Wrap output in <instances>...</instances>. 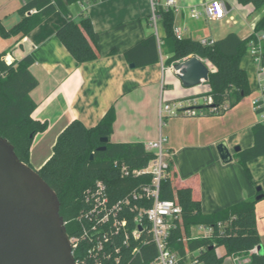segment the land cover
Masks as SVG:
<instances>
[{
    "label": "crops",
    "instance_id": "obj_1",
    "mask_svg": "<svg viewBox=\"0 0 264 264\" xmlns=\"http://www.w3.org/2000/svg\"><path fill=\"white\" fill-rule=\"evenodd\" d=\"M28 1L0 0V20L7 29L21 20L19 9ZM211 1L176 0L175 27L180 28L184 38L217 40L230 32H237L245 38L250 34L244 35L236 28L239 24L236 16L247 19L250 14L259 11L251 22L253 28L264 15V8L256 10L252 4L226 0L230 12L222 20H209L204 14L198 18L191 16L192 8L202 11L203 4ZM158 2L160 7H165L167 0ZM70 9L72 18L77 22L85 17L91 18L101 54L98 59L79 62L72 56L55 30V25H62L67 19L61 11L54 12L23 38H6L0 34L5 40L4 43L0 40V53L6 51L10 62L16 63L28 54L37 58L30 67L39 81L30 93L37 104L32 117L46 122L48 128L35 135L29 164L40 170L52 156L59 134L73 120L78 119L92 128L114 107L116 120L111 142L146 144L159 139L161 134L167 137L164 146L178 174L175 187L192 185L194 197L201 200L204 213L256 199L257 187L261 186L264 190V155L248 162L250 178L238 162L235 148L246 149L254 145L253 126L262 122L263 118L254 109L253 100L260 98L264 104V94L259 87L252 90V71L243 61L241 66L248 73L251 93L237 105L220 114L211 113L207 107H199L197 115L166 116L162 121V102L189 101L207 93L209 85L202 82L194 87H185L172 66H165L164 60L170 54L166 45L167 54L164 57L160 45L167 34L161 18L157 27L150 20L152 0H79ZM151 34L158 38L161 60L142 67H130L126 50ZM203 61L211 70L212 66ZM257 70L260 86L264 78L258 66ZM223 141L227 142L233 155V160L228 163L222 162L218 151V144ZM256 216L261 244L252 251L226 256L223 264H253L251 255L264 251V198L256 203ZM207 233V226L192 228L193 237H202ZM259 247H262L261 251ZM216 252L224 256L226 248L220 246ZM192 256L186 264H201L196 263Z\"/></svg>",
    "mask_w": 264,
    "mask_h": 264
},
{
    "label": "trees",
    "instance_id": "obj_2",
    "mask_svg": "<svg viewBox=\"0 0 264 264\" xmlns=\"http://www.w3.org/2000/svg\"><path fill=\"white\" fill-rule=\"evenodd\" d=\"M79 0H30L22 5L19 13L21 20L7 29L0 20V34L3 37L19 36L23 38L56 11L66 16V22L55 25L56 34L72 56L79 62L98 59L96 32L90 17L81 22L71 16V5ZM240 3L252 4L256 10L264 8V0H239ZM35 10L34 12H32ZM160 18L164 21L169 57L165 66L199 56L211 66L209 91L216 106L229 102L230 107L237 105L251 93L247 71L241 66L243 57L248 53V45L254 32L242 38L237 32H230L225 37L215 40L213 45H203L200 40L190 37L178 39L174 32L175 11L160 7ZM256 32L264 30V15L256 22ZM161 47V45H160ZM129 63L136 67L157 63L161 60L158 38L151 34L145 40L132 46L125 52ZM7 52L0 53V135L7 138L15 147L18 157L29 164L30 149L35 135L48 128L46 122L32 117L37 107L30 93L39 81L30 67L37 60L34 54H28L16 63H8ZM116 120L115 108L111 107L99 123L86 127L82 121L73 120L58 136L50 159L38 170L44 180L56 191L61 203V215L67 221L70 235L78 231L75 221L83 207L84 190L98 179H104L109 185L112 197L119 199L126 196L139 179L121 178L113 167L115 159L125 160L132 167L143 168L155 157L147 151L142 142L113 143L111 134ZM254 145L240 149L235 156L248 176L251 172L248 162L264 155V122L253 126ZM107 138L106 142L102 139ZM106 146L105 150H99ZM93 156V157H92ZM169 176L161 182L160 197L177 199L182 207L181 217L175 219L167 238V245L179 259V264H186L190 255L196 263L223 264L226 256L252 251L261 244L257 228V199L244 200L221 210L204 213L201 200L194 197L190 184L175 187L178 174L170 162ZM147 180V177H145ZM145 178L143 180H145ZM264 194V190L258 194ZM264 198V196H263ZM207 226L212 228L209 236L193 237L192 228ZM145 233L144 238L149 239ZM130 249H123L120 262L109 260L104 264H151L158 257L155 243L149 241L140 245V250L133 259ZM226 248V255L219 256L216 249ZM76 257L78 252L75 253ZM195 254V255H194ZM253 264H264V251L251 255Z\"/></svg>",
    "mask_w": 264,
    "mask_h": 264
},
{
    "label": "built area",
    "instance_id": "obj_3",
    "mask_svg": "<svg viewBox=\"0 0 264 264\" xmlns=\"http://www.w3.org/2000/svg\"><path fill=\"white\" fill-rule=\"evenodd\" d=\"M159 8L158 0H152L150 20L155 27L160 18ZM164 8L178 10L176 0H167ZM229 12L230 7L226 0H212L203 4L202 11L196 7L192 8L191 16L198 18L204 14L209 20H222ZM230 20L235 22L233 17H230ZM254 27L248 54L261 72L264 65V30L256 32ZM174 32L178 39L184 38L179 27H174ZM200 42L209 46L215 43V39L202 38ZM6 59L8 63H12L7 57ZM259 89L264 94V79L261 80ZM199 98L203 99V105H200ZM213 101L212 95L205 94L189 101L162 102V121L166 116L197 115L200 112L199 107L202 106L209 107V111L214 114H220L230 108L229 102L216 106ZM253 106L264 122L263 101L260 98L253 100ZM166 141L167 137L161 134L159 139L145 144V149L155 154L146 167L135 168L120 159L113 161V167L119 171L121 178L139 179L126 196L119 199L112 197L109 185L104 179L96 180L84 190L83 207L75 218L78 231L73 235L69 234L77 264H104L109 260L118 263L123 258V249H130L132 244L135 245L130 254L134 259L140 245L149 241L155 243L158 250V257L151 264H179L178 256L167 245V238L171 228L175 226V219L181 217L182 207L177 199L160 197L161 182L170 174L171 161L164 146ZM65 223L67 224V221ZM207 229L205 236L212 233V228ZM145 233L149 234V239L144 238Z\"/></svg>",
    "mask_w": 264,
    "mask_h": 264
},
{
    "label": "water",
    "instance_id": "obj_4",
    "mask_svg": "<svg viewBox=\"0 0 264 264\" xmlns=\"http://www.w3.org/2000/svg\"><path fill=\"white\" fill-rule=\"evenodd\" d=\"M130 67H136L135 63H130ZM172 68L185 87L208 81L211 72L199 56L177 61ZM105 149L106 146L99 148ZM235 150L240 151V147ZM218 151L222 162L233 160L227 142L219 143ZM263 196L258 194L256 199ZM0 264H77L58 194L1 135Z\"/></svg>",
    "mask_w": 264,
    "mask_h": 264
},
{
    "label": "rangeland",
    "instance_id": "obj_5",
    "mask_svg": "<svg viewBox=\"0 0 264 264\" xmlns=\"http://www.w3.org/2000/svg\"><path fill=\"white\" fill-rule=\"evenodd\" d=\"M259 13H260L259 11L253 12V14H250L249 18H247V19H243V18H240L239 16H236V18L238 19V22H239V24H238V26H236V28L240 29L242 31V34H244V35H249V34L253 33V28H251V22L254 21V19H256V17L258 16ZM0 40H2L3 43L5 42V40L1 37H0ZM3 49H5V48H3ZM161 53L163 54L164 57H166L167 49H166V44L164 42H161ZM242 61H243V64L246 65L252 71L251 77H253V84H254L252 86V90L254 87H255L254 89L258 90V87H260V86H259V76H258L259 72L257 70V66L252 61V59L248 53L243 57ZM260 74L264 78V65L262 66V71L260 72ZM205 94L206 93H203L201 95H205ZM198 100L200 102V105L204 104L202 102L203 101L202 98H199ZM201 108H206V107L202 106ZM207 108L209 109V107H207ZM189 264H193V263L190 262Z\"/></svg>",
    "mask_w": 264,
    "mask_h": 264
}]
</instances>
